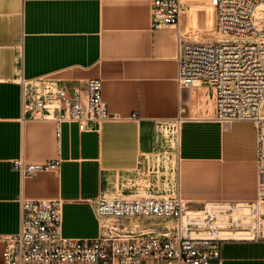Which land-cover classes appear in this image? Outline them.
I'll return each mask as SVG.
<instances>
[{"label":"crops","instance_id":"crops-1","mask_svg":"<svg viewBox=\"0 0 264 264\" xmlns=\"http://www.w3.org/2000/svg\"><path fill=\"white\" fill-rule=\"evenodd\" d=\"M152 18L149 0H0V233L19 230L21 198L61 199L62 234L91 239L101 193L178 192L193 209L257 197L255 122L205 118L211 89L177 80L184 41L201 39L188 28L215 33L213 1L183 5L178 28ZM40 76L83 91L102 78L112 117L85 130L26 117L23 81ZM18 157L59 166L22 173ZM220 253L222 264H264V227L261 239L221 240Z\"/></svg>","mask_w":264,"mask_h":264},{"label":"built area","instance_id":"built-area-1","mask_svg":"<svg viewBox=\"0 0 264 264\" xmlns=\"http://www.w3.org/2000/svg\"><path fill=\"white\" fill-rule=\"evenodd\" d=\"M149 1L153 27L178 28L182 0ZM212 1L216 37L184 41L177 80L180 86L211 89L213 108L204 109L205 118L224 126L235 120L255 122L257 197L248 202H207L193 209L178 192L101 193L95 205L101 229L91 239L62 234L61 199L21 198L19 230L0 233L4 264H222L221 240L263 238L264 19L259 22L257 7L264 6V0ZM23 84L24 115L54 119L58 129L61 122L74 121L85 130L112 117L102 96L100 77L88 78L85 91L79 87L69 90L48 76L24 80ZM182 118L164 128L178 130ZM13 165L31 174L56 169L59 160L18 157Z\"/></svg>","mask_w":264,"mask_h":264},{"label":"rangeland","instance_id":"rangeland-1","mask_svg":"<svg viewBox=\"0 0 264 264\" xmlns=\"http://www.w3.org/2000/svg\"><path fill=\"white\" fill-rule=\"evenodd\" d=\"M182 2H183L184 7H187V8L194 7L195 8V7H200L201 4L210 3V0H182ZM214 5L215 4L213 2V6ZM187 32L191 36H195V37H198V38H201V39H211V38L216 37V32L214 33V32L209 31V29H206L203 24L200 25V23L198 24L197 28H195V27L188 28ZM167 133H169V132H167ZM169 192L170 191H167V192H165V194L166 195H170L171 193H169ZM191 214L192 213H190L189 215H191ZM137 223H139V222H137ZM204 233H206V234H214L213 232H209V231H206ZM219 235H221V233Z\"/></svg>","mask_w":264,"mask_h":264},{"label":"bare ground","instance_id":"bare-ground-1","mask_svg":"<svg viewBox=\"0 0 264 264\" xmlns=\"http://www.w3.org/2000/svg\"><path fill=\"white\" fill-rule=\"evenodd\" d=\"M257 16L259 18V22L262 23V19H264V6L262 4L258 5L257 7ZM222 37V36H220ZM262 110L264 111V105H263V108Z\"/></svg>","mask_w":264,"mask_h":264}]
</instances>
